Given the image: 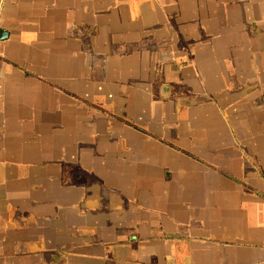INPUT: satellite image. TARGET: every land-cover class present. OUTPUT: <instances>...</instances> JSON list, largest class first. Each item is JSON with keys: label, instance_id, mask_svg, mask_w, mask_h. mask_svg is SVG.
Wrapping results in <instances>:
<instances>
[{"label": "crops", "instance_id": "crops-1", "mask_svg": "<svg viewBox=\"0 0 264 264\" xmlns=\"http://www.w3.org/2000/svg\"><path fill=\"white\" fill-rule=\"evenodd\" d=\"M0 264H264V0H0Z\"/></svg>", "mask_w": 264, "mask_h": 264}]
</instances>
